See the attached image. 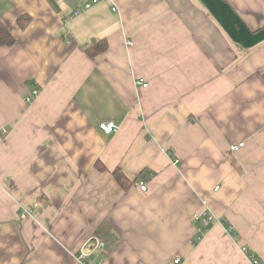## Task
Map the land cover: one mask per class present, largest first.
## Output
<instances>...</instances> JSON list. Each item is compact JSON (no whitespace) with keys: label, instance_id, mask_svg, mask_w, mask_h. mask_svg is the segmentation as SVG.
Here are the masks:
<instances>
[{"label":"crops","instance_id":"1","mask_svg":"<svg viewBox=\"0 0 264 264\" xmlns=\"http://www.w3.org/2000/svg\"><path fill=\"white\" fill-rule=\"evenodd\" d=\"M0 18V264H264V0H0Z\"/></svg>","mask_w":264,"mask_h":264},{"label":"built area","instance_id":"2","mask_svg":"<svg viewBox=\"0 0 264 264\" xmlns=\"http://www.w3.org/2000/svg\"><path fill=\"white\" fill-rule=\"evenodd\" d=\"M92 3L88 2L85 3V5L81 8H77L74 10L73 14L77 15L80 12H82L83 10L89 8L91 6ZM143 86H147L148 83L144 82L142 84ZM38 93V89H34L33 93L30 94L29 96H27V101H31L33 99V97L35 95H37ZM118 125L114 122V121H102L99 123V128L103 131V133H105L106 135H110L113 132H115L117 130ZM244 141H239V142H235V143H231L230 144V150L231 151H236L239 148H241L244 145ZM140 187L141 189L145 190L147 188V185L145 184V182L141 181L140 183ZM218 188V186H217ZM206 201L204 200L203 202V210L201 212H195L193 213L192 219L195 222H199L202 226H206L207 224H209V222L214 219L213 218V214L211 212V209L209 206L205 205ZM199 230L202 228L201 226L198 227ZM104 246V241L97 237V236H92L90 237L87 242L85 243V245L82 247L80 253L78 254L79 259H83L84 257L88 256L91 252L95 251L97 248L99 247H103ZM242 249L244 251H246V247H242ZM251 261L253 264H262L261 262H259L258 259H256L253 255H249ZM181 263V259L180 257H175L169 261H167V264H180Z\"/></svg>","mask_w":264,"mask_h":264},{"label":"trees","instance_id":"3","mask_svg":"<svg viewBox=\"0 0 264 264\" xmlns=\"http://www.w3.org/2000/svg\"><path fill=\"white\" fill-rule=\"evenodd\" d=\"M30 20L28 15H23L19 17L18 23L21 27H24L27 22ZM15 42V37L9 30V28L5 25V23L0 18V44L2 45H10ZM106 47L105 41H99L90 48L87 49L89 54L94 55L100 51H103ZM116 179L123 185L127 186L129 183H132V180L129 179L120 168H117L113 171Z\"/></svg>","mask_w":264,"mask_h":264},{"label":"rangeland","instance_id":"4","mask_svg":"<svg viewBox=\"0 0 264 264\" xmlns=\"http://www.w3.org/2000/svg\"><path fill=\"white\" fill-rule=\"evenodd\" d=\"M204 202V201H203ZM208 206V203L206 202V204ZM204 207H202L200 210H198L197 212H201L203 210ZM211 212L213 214V218H215V214L213 213L212 209H211ZM211 222V221H210Z\"/></svg>","mask_w":264,"mask_h":264}]
</instances>
